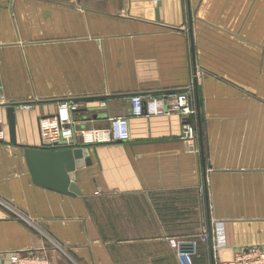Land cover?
I'll return each instance as SVG.
<instances>
[{
    "label": "crops",
    "instance_id": "0c3cea01",
    "mask_svg": "<svg viewBox=\"0 0 264 264\" xmlns=\"http://www.w3.org/2000/svg\"><path fill=\"white\" fill-rule=\"evenodd\" d=\"M155 1L0 0V264L42 249L53 264H180L171 238L194 264L264 248V0ZM195 80L203 151L177 115L131 118L130 141L87 147L80 196L32 183L24 149L61 103L76 130L107 128L134 95L185 92L197 110Z\"/></svg>",
    "mask_w": 264,
    "mask_h": 264
},
{
    "label": "built area",
    "instance_id": "2783aa9c",
    "mask_svg": "<svg viewBox=\"0 0 264 264\" xmlns=\"http://www.w3.org/2000/svg\"><path fill=\"white\" fill-rule=\"evenodd\" d=\"M73 2L75 0H67ZM157 2V0L155 1ZM131 112L127 117L110 119L107 128L75 129L73 113L78 106L71 102L61 103L54 116L42 118L39 122L41 147L46 150L91 147L110 143L128 142L131 139L130 119L145 117H171L177 115L183 121L181 139L193 152H198L199 134L193 123L187 118L195 117L198 112L192 104L190 95L185 92H172L161 97H143L134 95L130 98ZM101 107H107L102 103ZM30 110L31 106H23ZM186 121V122H185ZM0 139L4 134L0 132ZM206 241L207 238L204 237ZM171 248L176 251L180 264H194L195 246L171 238ZM10 254V264H53L47 251H15ZM223 264H264V248H247L239 251L233 261Z\"/></svg>",
    "mask_w": 264,
    "mask_h": 264
},
{
    "label": "water",
    "instance_id": "95a60500",
    "mask_svg": "<svg viewBox=\"0 0 264 264\" xmlns=\"http://www.w3.org/2000/svg\"><path fill=\"white\" fill-rule=\"evenodd\" d=\"M158 13V12H157ZM198 81L195 80L197 94V110L199 118V142L203 151V132L198 100ZM7 112V122L10 138L17 144L16 136V105H4ZM26 161L32 183L45 190L55 192L62 196L77 197L81 193L77 187V173L92 165L90 149L87 147L46 150L40 147H27L24 149ZM10 264V257L7 262Z\"/></svg>",
    "mask_w": 264,
    "mask_h": 264
},
{
    "label": "rangeland",
    "instance_id": "374dc122",
    "mask_svg": "<svg viewBox=\"0 0 264 264\" xmlns=\"http://www.w3.org/2000/svg\"><path fill=\"white\" fill-rule=\"evenodd\" d=\"M57 250V249H56ZM60 252H61V250H60Z\"/></svg>",
    "mask_w": 264,
    "mask_h": 264
}]
</instances>
